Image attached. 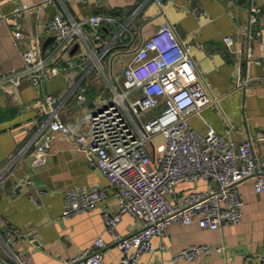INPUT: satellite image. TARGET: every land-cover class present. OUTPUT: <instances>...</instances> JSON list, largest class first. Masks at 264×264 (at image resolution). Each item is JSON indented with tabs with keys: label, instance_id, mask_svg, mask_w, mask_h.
Masks as SVG:
<instances>
[{
	"label": "crops",
	"instance_id": "crops-1",
	"mask_svg": "<svg viewBox=\"0 0 264 264\" xmlns=\"http://www.w3.org/2000/svg\"><path fill=\"white\" fill-rule=\"evenodd\" d=\"M22 5L28 7L16 15ZM253 6L260 10L253 12ZM55 13L78 21L100 14L102 20L98 25L84 22L83 37L60 43L48 26ZM165 22L190 45L202 81L219 96V102L193 114L190 124L205 133L210 123L236 142L251 138L256 157L264 161V0H0V75L23 70V51L32 46L52 65L75 61L39 85L24 76L15 94L0 87V236L7 239L9 230L23 233L10 246L14 253H30L26 264H64L83 249L95 248L99 236L104 239L102 264H120L117 236L103 217L104 209H118L116 187L73 135L46 123L45 95L57 97L64 120L88 130L86 115L109 100L114 78L122 83L134 47ZM19 27L25 35L16 39ZM227 35L233 37L231 45ZM47 138L46 160L37 164L33 149ZM254 179L252 174L237 184L245 213L240 223L212 229L197 221L174 222L153 237V248L137 264H262L264 191L255 189ZM94 184L105 189L104 198L94 208L65 217L67 190ZM205 186L203 180L183 182L174 199L182 202L187 190ZM141 224L127 213L117 230L126 235ZM191 243L222 249L196 259L174 257ZM0 264L25 263L0 245Z\"/></svg>",
	"mask_w": 264,
	"mask_h": 264
},
{
	"label": "built area",
	"instance_id": "built-area-1",
	"mask_svg": "<svg viewBox=\"0 0 264 264\" xmlns=\"http://www.w3.org/2000/svg\"><path fill=\"white\" fill-rule=\"evenodd\" d=\"M162 4L163 0H157ZM28 5L17 7L16 15ZM253 12L260 10L252 7ZM251 12V20L255 14ZM102 15L94 14L84 21L68 19L55 13L48 22L55 30L57 42L83 37V24L98 25ZM25 35L19 27L15 38ZM228 45L233 37L227 35ZM25 68L0 75V87L15 94L24 76L36 85L75 64L68 59L62 66L50 64L38 46L23 51ZM122 83L111 81L109 100L88 113V130H77V124L64 120L60 103L53 93L45 95L46 123L55 130L75 137L77 145L99 166L116 187L118 209L103 210L107 229L117 236L121 250L120 264L139 263L144 252L153 248V237L166 232L174 222L197 221L201 227L218 228L223 224L240 223L245 216L242 196L237 184L254 174V187L264 191V161L256 157L252 139L236 142L221 135L210 123L205 133L190 124V117L204 107L219 102L202 81L198 64L176 27L165 22L155 33L133 49L123 69ZM79 97H84L82 93ZM162 134L164 141L154 138ZM50 139L33 149L37 164L46 160ZM205 181L204 188L186 191L182 202L174 199L183 182ZM106 194L98 184L91 188L67 190L62 214L71 217L96 207ZM140 219L141 227L121 235L117 225L125 214ZM23 233L7 231L0 236V245L20 263H28L30 253H14L10 244ZM96 247H87L69 257L64 264H102L103 237ZM222 247L191 243L174 253V257L196 259ZM264 264V251L262 255Z\"/></svg>",
	"mask_w": 264,
	"mask_h": 264
},
{
	"label": "rangeland",
	"instance_id": "rangeland-1",
	"mask_svg": "<svg viewBox=\"0 0 264 264\" xmlns=\"http://www.w3.org/2000/svg\"><path fill=\"white\" fill-rule=\"evenodd\" d=\"M154 141L156 144H158V143L164 141V136L162 134H158L155 136Z\"/></svg>",
	"mask_w": 264,
	"mask_h": 264
},
{
	"label": "water",
	"instance_id": "water-1",
	"mask_svg": "<svg viewBox=\"0 0 264 264\" xmlns=\"http://www.w3.org/2000/svg\"><path fill=\"white\" fill-rule=\"evenodd\" d=\"M8 182H11V180L9 179Z\"/></svg>",
	"mask_w": 264,
	"mask_h": 264
}]
</instances>
